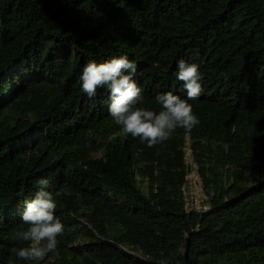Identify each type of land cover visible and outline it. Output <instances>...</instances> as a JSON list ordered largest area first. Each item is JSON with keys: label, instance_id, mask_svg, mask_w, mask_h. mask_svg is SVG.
<instances>
[{"label": "trees", "instance_id": "obj_1", "mask_svg": "<svg viewBox=\"0 0 264 264\" xmlns=\"http://www.w3.org/2000/svg\"><path fill=\"white\" fill-rule=\"evenodd\" d=\"M127 55L144 90L186 98L200 123L152 148L121 132L90 61ZM193 165L208 208L188 209ZM50 180L65 225L55 252L13 249L25 201ZM0 264H264V0H0Z\"/></svg>", "mask_w": 264, "mask_h": 264}, {"label": "clouds", "instance_id": "obj_2", "mask_svg": "<svg viewBox=\"0 0 264 264\" xmlns=\"http://www.w3.org/2000/svg\"><path fill=\"white\" fill-rule=\"evenodd\" d=\"M176 77L183 83L186 98L173 92L157 94L155 101L162 107L158 113L139 105L144 101V90L134 77L137 65L127 55L113 57L97 63L90 60L83 68L79 81L81 90L89 98L97 95V89L106 88L110 94L109 113L121 132L140 138L149 148L168 141L178 129L190 133L200 123L190 100L197 99L202 91L203 75L200 66L180 60ZM39 191L34 198L25 201L21 220L29 227L17 234V238L30 242L29 246L13 249L17 257L25 261L43 260L57 250L58 237L63 236L65 225L56 215L57 204L50 188V180L41 178Z\"/></svg>", "mask_w": 264, "mask_h": 264}, {"label": "rangeland", "instance_id": "obj_3", "mask_svg": "<svg viewBox=\"0 0 264 264\" xmlns=\"http://www.w3.org/2000/svg\"><path fill=\"white\" fill-rule=\"evenodd\" d=\"M187 162L191 168V171L187 177L188 183L186 188V202L188 209L204 211L208 208L206 197L202 190V183L197 174L196 167L192 164L193 161L190 150H187Z\"/></svg>", "mask_w": 264, "mask_h": 264}, {"label": "built area", "instance_id": "obj_4", "mask_svg": "<svg viewBox=\"0 0 264 264\" xmlns=\"http://www.w3.org/2000/svg\"><path fill=\"white\" fill-rule=\"evenodd\" d=\"M187 200V199H186Z\"/></svg>", "mask_w": 264, "mask_h": 264}]
</instances>
